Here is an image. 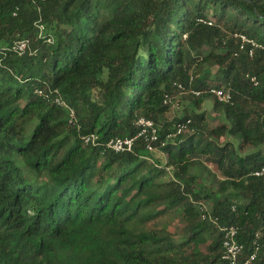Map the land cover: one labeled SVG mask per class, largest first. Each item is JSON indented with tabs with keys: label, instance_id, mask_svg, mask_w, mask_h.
I'll use <instances>...</instances> for the list:
<instances>
[{
	"label": "trees",
	"instance_id": "trees-1",
	"mask_svg": "<svg viewBox=\"0 0 264 264\" xmlns=\"http://www.w3.org/2000/svg\"><path fill=\"white\" fill-rule=\"evenodd\" d=\"M236 33L264 46V0H0V264H226L217 225L238 229L242 259L256 242L264 264V176L251 175L264 167V50L249 56ZM192 69L194 89L232 95L214 99L228 125L205 141L203 114L165 119L164 95ZM140 117L160 127L164 163L141 141L103 147ZM187 119L195 133L166 140ZM222 136L238 144L210 140ZM203 172L214 198L196 190Z\"/></svg>",
	"mask_w": 264,
	"mask_h": 264
},
{
	"label": "built area",
	"instance_id": "built-area-1",
	"mask_svg": "<svg viewBox=\"0 0 264 264\" xmlns=\"http://www.w3.org/2000/svg\"><path fill=\"white\" fill-rule=\"evenodd\" d=\"M202 23H206L207 25H211L212 22L210 20L207 21H200ZM39 29L42 31L43 28L39 26ZM185 38V36H184ZM233 38H235L239 44V49L244 50L246 45H249L250 48L248 50L249 56H252L253 52L256 49L264 50V46L258 44L256 41L247 38L243 34H234ZM12 49L15 53L19 56L24 54L25 51L28 49V41L26 39H21L16 41ZM194 77L192 74H189V79L187 84H182L180 82L174 83V92L178 93L179 95H188L191 98H198L202 94H208L212 96L216 101L219 103L224 104H231L232 103V95L230 88L223 86L220 88H209L205 91L197 90L193 88ZM251 82L256 86L258 83L255 78H251ZM41 94V93H40ZM172 95L165 94L163 98V105L168 106L169 109L176 107L172 102ZM57 103L60 104V101L56 99ZM192 121L187 119L185 122H181L176 124L175 132L173 134H169L166 137V140L183 136L185 134L192 135L195 133V130L191 128ZM137 132L131 137H123V138H114L106 142L103 147L106 150L111 151L115 154L120 153H131L134 150L138 141H141L144 149L146 152L154 154L160 153L159 150L161 147L165 145L166 142H160L159 140V129L160 127L157 126L152 120L145 119V118H138L135 122ZM82 141L84 144H91L96 145V136H83ZM160 147H159V146ZM251 175L255 177L264 176V167L260 170L253 172ZM199 210L202 214L204 219H207L211 222L216 223L215 219L211 218L210 209L207 208L202 202L198 203ZM218 232L220 234V241H221V248H222V255L221 260L226 264H252L258 254L259 247L256 242L253 243V252L248 256L246 259H242V251L243 246L238 241V229L235 226H219L217 225ZM255 238L258 239V234H255Z\"/></svg>",
	"mask_w": 264,
	"mask_h": 264
},
{
	"label": "rangeland",
	"instance_id": "rangeland-1",
	"mask_svg": "<svg viewBox=\"0 0 264 264\" xmlns=\"http://www.w3.org/2000/svg\"><path fill=\"white\" fill-rule=\"evenodd\" d=\"M211 13V12H209ZM203 70L208 71L211 73V76L213 77L217 69L213 67L212 65H204L202 67ZM194 69L191 70L190 74L194 73ZM201 74H197L199 77ZM172 102L176 107L169 109V112L165 115V119L168 122H172L176 118L180 117L181 115H188V116H193L195 117L197 114H203L204 119L203 122H199L198 118H195V121L198 123V126L200 127L201 130V135L197 137H201L202 141L207 140V132L215 127H218L222 124L228 125V122L226 121L224 115L221 113L220 110H216L214 107V98L209 97L206 98L202 104V107L200 109H197L195 106V99L191 98V96L188 95H179L177 92L172 94ZM200 139V138H199ZM211 141L215 142L216 145H224L226 142H232L234 145H237L238 142L233 139V138H227L226 136H222L219 139L216 138H211ZM153 160H160L161 163L165 162V156L160 153H155L153 154L152 157ZM204 163V161H203ZM206 168L215 174L217 177H221V172L218 171L215 167L212 165H209L207 163H204ZM169 173H171L169 171ZM195 173L199 174L198 171ZM217 189V183L212 181L211 178L209 177L208 174L205 172L201 173L196 180V190L200 192L202 195L206 194L210 196V198L215 197V192ZM207 208L210 209V204L211 202L209 200H206V202H202ZM157 223V222H156ZM155 223V224H156ZM165 224L167 229L172 232L175 236L181 235V233L184 231V227L181 225L180 221L178 218H167L165 219Z\"/></svg>",
	"mask_w": 264,
	"mask_h": 264
},
{
	"label": "crops",
	"instance_id": "crops-1",
	"mask_svg": "<svg viewBox=\"0 0 264 264\" xmlns=\"http://www.w3.org/2000/svg\"><path fill=\"white\" fill-rule=\"evenodd\" d=\"M155 154V153H154Z\"/></svg>",
	"mask_w": 264,
	"mask_h": 264
}]
</instances>
